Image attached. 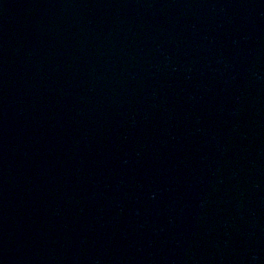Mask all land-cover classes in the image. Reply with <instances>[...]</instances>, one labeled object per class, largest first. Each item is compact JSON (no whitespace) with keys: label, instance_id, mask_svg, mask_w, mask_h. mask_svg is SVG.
<instances>
[{"label":"water","instance_id":"95a60500","mask_svg":"<svg viewBox=\"0 0 264 264\" xmlns=\"http://www.w3.org/2000/svg\"><path fill=\"white\" fill-rule=\"evenodd\" d=\"M0 264H264V0H0Z\"/></svg>","mask_w":264,"mask_h":264}]
</instances>
